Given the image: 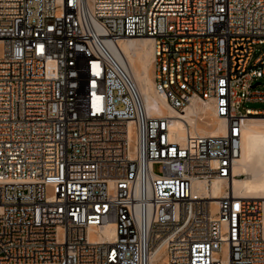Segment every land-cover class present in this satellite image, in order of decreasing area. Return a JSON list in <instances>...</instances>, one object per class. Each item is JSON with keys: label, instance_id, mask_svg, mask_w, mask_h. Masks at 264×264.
Masks as SVG:
<instances>
[{"label": "built area", "instance_id": "obj_1", "mask_svg": "<svg viewBox=\"0 0 264 264\" xmlns=\"http://www.w3.org/2000/svg\"><path fill=\"white\" fill-rule=\"evenodd\" d=\"M127 38L226 133L172 139L108 48ZM258 45L264 0H0V264H264V202L213 191L264 120Z\"/></svg>", "mask_w": 264, "mask_h": 264}, {"label": "bare ground", "instance_id": "obj_2", "mask_svg": "<svg viewBox=\"0 0 264 264\" xmlns=\"http://www.w3.org/2000/svg\"><path fill=\"white\" fill-rule=\"evenodd\" d=\"M108 48L133 77L148 114L171 118L172 139L183 142L189 133L192 140L197 133L213 137L226 133L224 120L215 115L210 103L195 100L184 113H180L156 92L153 76L154 50L150 38H127L120 40L118 44L108 42ZM225 187H229L236 198H257L264 202V120L248 119L246 122L243 128L242 156L235 166L233 178L229 182L225 179L216 181L213 189L215 196H220ZM103 234L104 236L93 239H112L113 226L106 225ZM154 259L159 260L160 257Z\"/></svg>", "mask_w": 264, "mask_h": 264}, {"label": "rangeland", "instance_id": "obj_3", "mask_svg": "<svg viewBox=\"0 0 264 264\" xmlns=\"http://www.w3.org/2000/svg\"><path fill=\"white\" fill-rule=\"evenodd\" d=\"M262 53H264V45H258L256 46V49H255V52H254V55H253V58H252V61L255 60L258 56H260ZM262 82V88L264 89V79L261 80ZM250 107H254V108H264V104L263 103H249L248 104ZM209 120V119H208ZM204 125H205V122L203 121L202 122ZM154 170L156 172L159 171V166L156 165L154 167Z\"/></svg>", "mask_w": 264, "mask_h": 264}]
</instances>
